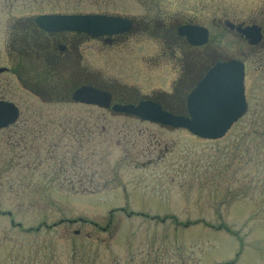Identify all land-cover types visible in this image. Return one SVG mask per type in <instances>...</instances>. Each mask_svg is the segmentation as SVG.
<instances>
[{
	"label": "rangeland",
	"instance_id": "374dc122",
	"mask_svg": "<svg viewBox=\"0 0 264 264\" xmlns=\"http://www.w3.org/2000/svg\"><path fill=\"white\" fill-rule=\"evenodd\" d=\"M164 4L179 6L167 17L198 16L211 48L245 61L248 112L218 139L61 101L44 107L43 128L18 130L27 151L13 144L17 129H0V264H264V151L252 129L264 103V40L256 48L212 21L264 29V0H0V25L7 11L161 17ZM145 35L94 66L134 81L117 63L155 56L140 44ZM126 64L139 74L134 59ZM138 78L147 91L166 88L163 78Z\"/></svg>",
	"mask_w": 264,
	"mask_h": 264
},
{
	"label": "flooded vegetation",
	"instance_id": "af4514ba",
	"mask_svg": "<svg viewBox=\"0 0 264 264\" xmlns=\"http://www.w3.org/2000/svg\"><path fill=\"white\" fill-rule=\"evenodd\" d=\"M8 1L13 0H6L7 3ZM79 12L83 11L73 13ZM3 13L5 15L0 25V103L16 107L18 117L0 129H17L15 133L12 130L11 137L18 134L19 129L43 128L45 124L41 119L45 117L44 107L58 101L93 106L113 114L141 119L136 115L115 110L113 105H136L142 100H150L165 111L187 115L188 97L199 81L218 62L234 58L223 57L216 47L211 48V29L196 15L165 18L119 13L130 19V23L124 24L119 31L95 35L83 30L47 28L38 19L41 15L58 11L23 10L18 14L11 11ZM226 20H218L217 16L212 18L216 27L223 24L226 26ZM184 26L207 27L208 42L202 45L192 43L191 35L180 31ZM231 31L239 34L234 29ZM142 34H150L151 38L159 42L160 47L155 56L151 55L144 60L137 54L129 57L123 55V60L117 66L132 75L134 81L124 82L119 78L106 76L94 66V60L107 61L110 56L114 59L113 53L125 51L126 44ZM128 59H134L138 63L139 74L137 68L133 69V73L130 71V66L126 64ZM160 67L164 69L161 71ZM169 75H173L172 79L167 77ZM154 76L163 78V83L159 85H166L167 89L145 90L138 77L152 82ZM84 87H94L109 93L110 106L105 108L75 99L76 91ZM147 122L167 129L180 128L159 122ZM24 131L18 134L19 138L13 142L14 146L22 141L26 142L28 134ZM85 131L80 135L81 140L91 134H85ZM76 138L79 139L77 132Z\"/></svg>",
	"mask_w": 264,
	"mask_h": 264
},
{
	"label": "water",
	"instance_id": "95a60500",
	"mask_svg": "<svg viewBox=\"0 0 264 264\" xmlns=\"http://www.w3.org/2000/svg\"><path fill=\"white\" fill-rule=\"evenodd\" d=\"M41 24L47 28L84 29L90 28L97 32L117 29L122 22L118 17L92 15H53L42 16ZM230 28H236L246 36L250 43L257 44L262 39L261 27L257 24L238 25L227 22ZM199 43L207 39V31L203 32ZM245 66L242 61L232 60L219 65L203 79L189 97L190 117L177 116L161 110V106L150 103H141L139 106L115 105L118 111L136 113L143 118L160 121L162 123L184 126L193 133L206 138L223 136L248 109L244 87ZM111 95H102L97 89L84 87L76 91L75 99L109 106ZM5 109L0 106V126L7 125L16 117L2 118ZM11 213V212H9Z\"/></svg>",
	"mask_w": 264,
	"mask_h": 264
},
{
	"label": "trees",
	"instance_id": "16d2710c",
	"mask_svg": "<svg viewBox=\"0 0 264 264\" xmlns=\"http://www.w3.org/2000/svg\"><path fill=\"white\" fill-rule=\"evenodd\" d=\"M254 123L255 124H253L254 126H253V137H254V140L255 141H257L258 139L260 140L259 141V143H258V145H259V147H257V145H256V147H257V150H258V152L261 154V152L262 151H264V103L261 105V107H260V109L256 112V114H255V116H254ZM71 138H74V139H76V136H75V134H71ZM73 139V140H74ZM66 146H68V145H66ZM48 147L51 149V144H48ZM56 147V146H55ZM51 150L49 151V153L51 154ZM49 158H52L51 156H49ZM62 170H63V168H61ZM59 173V172H58ZM70 183H74V181L75 180H72L73 178H72V176L70 177H68V178H66ZM80 180L79 181H85V183H90L93 179H92V177H91V180H88L87 178H85V177H81V178H79ZM87 183V184H88ZM75 190L76 191H82V192H86V191H91V190H89V189H85V188H75ZM92 192V191H91ZM173 218H175L176 219V217L175 216H173ZM112 263H109V264H122L123 262L120 260V259H118L117 257L115 258V259H113L112 261H111ZM133 263V260L131 261V264ZM101 264H104V263H101ZM107 264V263H106Z\"/></svg>",
	"mask_w": 264,
	"mask_h": 264
},
{
	"label": "clouds",
	"instance_id": "9594fccd",
	"mask_svg": "<svg viewBox=\"0 0 264 264\" xmlns=\"http://www.w3.org/2000/svg\"><path fill=\"white\" fill-rule=\"evenodd\" d=\"M161 7L163 9V11L161 12V16L163 17V16H167L175 12L179 6L176 4H164ZM132 42L133 44L136 43L135 38H133ZM140 44L144 46L143 50L145 52H155V51H158L160 47V44L156 39L151 38L147 35H145L144 39L140 41ZM137 47H139V45H137ZM179 54H180L179 51H177V55Z\"/></svg>",
	"mask_w": 264,
	"mask_h": 264
}]
</instances>
